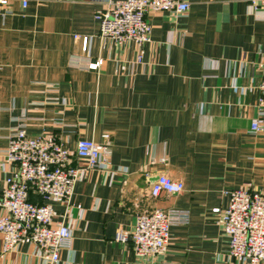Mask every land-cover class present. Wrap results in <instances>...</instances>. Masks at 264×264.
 <instances>
[{"label":"crops","instance_id":"1","mask_svg":"<svg viewBox=\"0 0 264 264\" xmlns=\"http://www.w3.org/2000/svg\"><path fill=\"white\" fill-rule=\"evenodd\" d=\"M22 1L0 6V192L15 170L5 153L17 125L32 137L54 136L80 166L77 141L110 136L108 172L87 170L68 205L52 203L55 222L68 223L72 236L57 264H243L229 255L212 210L227 209L225 191H264V134L250 130L264 9L248 0H184L183 15L147 13L151 42L138 47L99 36L96 15L116 0ZM139 53L142 63L132 65ZM159 175L183 191L152 198ZM29 200L41 203L33 193ZM154 209L185 211L188 223L171 226L164 255L137 256L115 234L129 239L137 217ZM0 264L47 263L28 240L8 253L0 240Z\"/></svg>","mask_w":264,"mask_h":264},{"label":"built area","instance_id":"2","mask_svg":"<svg viewBox=\"0 0 264 264\" xmlns=\"http://www.w3.org/2000/svg\"><path fill=\"white\" fill-rule=\"evenodd\" d=\"M254 10L264 9V0H248ZM7 0H0L6 6ZM26 1H22V7ZM189 8L184 0H116L106 10L98 13L99 36L117 45L132 42L138 47L151 42L152 27L146 19L149 12H169L183 15ZM79 40V36H75ZM88 48V38L81 39V50ZM103 63L99 59L88 63L87 69L96 70ZM142 63L141 53L134 64ZM256 100L257 116L251 121L252 133L264 134V67ZM104 142L77 141L75 156L83 165H73L69 151L52 135L29 136L24 125H17L8 138L5 159L15 166L0 192V240L3 253L13 251L23 241L36 247L37 257L47 264H57L61 252L70 249L71 227L64 221H56L52 203L68 205L74 186L87 170L108 172L110 136L102 135ZM165 163V159L160 161ZM183 184L165 175L157 176L150 186V196L162 193L178 194ZM33 193L41 203L29 200ZM229 205L221 215L224 233L229 239V255L243 264H264V191L244 186L225 191ZM188 213L177 210L154 209L137 217L129 239L121 231L115 240L132 245L137 256L164 255L169 246L170 228L173 224L186 225Z\"/></svg>","mask_w":264,"mask_h":264}]
</instances>
